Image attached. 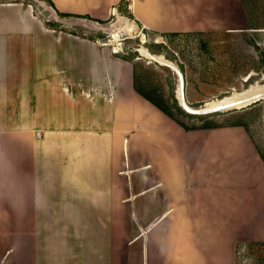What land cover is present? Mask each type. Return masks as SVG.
Masks as SVG:
<instances>
[{"label":"crops","instance_id":"0c3cea01","mask_svg":"<svg viewBox=\"0 0 264 264\" xmlns=\"http://www.w3.org/2000/svg\"><path fill=\"white\" fill-rule=\"evenodd\" d=\"M41 1L55 19L0 0V161L18 178L0 193V264H237L239 247L264 243V157L245 127L187 131L92 25L122 5L153 33L239 31L255 2ZM250 29L261 49L264 25ZM135 220L152 222L140 263Z\"/></svg>","mask_w":264,"mask_h":264},{"label":"rangeland","instance_id":"374dc122","mask_svg":"<svg viewBox=\"0 0 264 264\" xmlns=\"http://www.w3.org/2000/svg\"><path fill=\"white\" fill-rule=\"evenodd\" d=\"M22 1L32 5L47 20L55 19L44 7L43 1ZM256 1L251 0L255 5L251 8L253 12L249 13L250 28L264 25V13L263 11L258 13ZM120 18L121 24L120 19H117L92 25H96L99 31L97 33H101L104 42L113 45L121 56L132 58L137 68L139 85L149 92H155L170 107L171 96L174 95L184 110L179 98L182 81L185 101L194 109L208 107L209 102L232 96L234 93H242L256 85H264V45L260 49L257 44L262 36L250 28L239 31H216L210 34L176 33L163 36L164 34L142 29L129 15L121 13ZM62 20L74 23L73 28L78 32H83L89 22L75 17H62ZM116 21L119 24H116ZM126 21L134 25V30L120 32L118 42L113 41L109 29H113V26L128 27ZM87 29L90 28L87 27L85 30ZM156 44L159 48L153 51L152 47ZM142 48L151 56L142 55ZM172 112L180 122L190 127L243 124L264 157V99L241 108L235 107L206 115H192L185 111L192 117L180 115L173 107ZM156 200L155 203L158 204L159 199ZM149 202L144 200L143 204V212L147 214L153 211ZM154 209L157 211L159 207L155 206ZM151 224L152 222L142 220L134 221L133 237L142 236L133 249L138 256L136 260L138 263L142 252L143 232ZM237 253V264H264V243H248L245 247H239Z\"/></svg>","mask_w":264,"mask_h":264},{"label":"bare ground","instance_id":"6f19581e","mask_svg":"<svg viewBox=\"0 0 264 264\" xmlns=\"http://www.w3.org/2000/svg\"><path fill=\"white\" fill-rule=\"evenodd\" d=\"M118 19H120L119 21L121 24L122 18L119 17ZM116 24H119V22L117 23V21H116ZM106 30L107 29H105V31ZM109 30L111 31L113 41L118 42L120 32H123V31L130 32V31L134 30V26L133 25H131V26L128 25V27L127 26H124V27L120 26L119 28L113 26V29H109ZM109 30H108V32H109ZM141 54L146 56V57L151 56L149 54V52L144 48L141 49ZM179 94L181 95V91H179ZM261 95H264V85H256V86H253L249 90H246L242 93H234L232 96H227V97H224L220 100L209 102L208 103L209 106L206 108L207 109L219 108L220 111L235 108V107L241 108V107L246 106L248 103H250L251 100L258 98Z\"/></svg>","mask_w":264,"mask_h":264},{"label":"trees","instance_id":"16d2710c","mask_svg":"<svg viewBox=\"0 0 264 264\" xmlns=\"http://www.w3.org/2000/svg\"><path fill=\"white\" fill-rule=\"evenodd\" d=\"M44 1H47L51 6L55 7L53 5V3L51 2V0H44ZM120 12L122 14H125V15H129L130 17L133 18V16L129 13V11L127 10L126 7L122 6L120 7ZM59 15L61 17H78V18H85V19H91L90 17H82V16H73V15H66V14H61L59 13ZM96 21V20H94ZM99 22V21H98ZM100 23H103V22H100ZM168 36L171 35V34H167ZM173 35H176V33H174ZM163 36H166V35H163ZM102 38V37H101ZM159 48V45L156 44V45H153L152 47V50L154 51V49H157ZM257 49H259V47H256ZM126 60H130V61H133L132 58H126L124 57ZM135 88L136 90L141 94L143 95L147 100H149L151 103H153L154 105H156L160 110H162L164 113H166L167 115H169L171 118H173L174 120H176L178 123H180L187 131H191V130H195V129H198L199 127H190V126H187L186 124L180 122L173 114L172 112V107L180 114V115H186V116H190L189 114H187L178 104V100L173 96H171V100H172V107H170L168 105V103L166 104L165 100L162 99L161 97H158L156 95V93H152V92H149L145 89H143L140 85H139V82H138V73H137V68L135 66ZM192 117V116H190ZM235 126H243V124H240V123H237L235 124ZM216 127L213 126V124H210V125H204L203 128H214ZM201 128V127H200Z\"/></svg>","mask_w":264,"mask_h":264},{"label":"clouds","instance_id":"9594fccd","mask_svg":"<svg viewBox=\"0 0 264 264\" xmlns=\"http://www.w3.org/2000/svg\"><path fill=\"white\" fill-rule=\"evenodd\" d=\"M18 178L12 168L0 161V193L15 194Z\"/></svg>","mask_w":264,"mask_h":264},{"label":"water","instance_id":"95a60500","mask_svg":"<svg viewBox=\"0 0 264 264\" xmlns=\"http://www.w3.org/2000/svg\"><path fill=\"white\" fill-rule=\"evenodd\" d=\"M181 81H182V77H181ZM179 98H180V103L183 106L184 110L186 112H188L189 114H192V115H206V114H210V113H214V112L220 111L219 108L207 109L206 107H204V108H200V109H194V108L188 106V104L186 103L185 98H184V84H183V81L181 82V97H179ZM262 99H264V95H261L260 97L251 100L250 103H248L246 106L251 105L253 103H256L257 101H260Z\"/></svg>","mask_w":264,"mask_h":264}]
</instances>
